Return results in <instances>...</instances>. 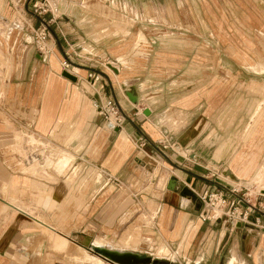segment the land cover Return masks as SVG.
<instances>
[{
  "label": "crops",
  "instance_id": "0c3cea01",
  "mask_svg": "<svg viewBox=\"0 0 264 264\" xmlns=\"http://www.w3.org/2000/svg\"><path fill=\"white\" fill-rule=\"evenodd\" d=\"M199 1L0 0V112L12 122L0 120V264H120L106 249L264 264V202L241 204L243 220L204 219L202 200L222 189L242 201L264 181V15L250 9L245 31ZM43 26L48 53L33 44ZM110 99L118 126L102 114ZM37 146L58 158L7 154ZM13 155L49 180L16 173Z\"/></svg>",
  "mask_w": 264,
  "mask_h": 264
},
{
  "label": "rangeland",
  "instance_id": "374dc122",
  "mask_svg": "<svg viewBox=\"0 0 264 264\" xmlns=\"http://www.w3.org/2000/svg\"><path fill=\"white\" fill-rule=\"evenodd\" d=\"M209 1H211L214 6H218L219 9L222 11V14L223 15H228L230 19H231V16L232 17H234V16L238 17L239 16L238 18L240 20L239 21L240 24L239 23L238 24L241 27V29L245 30V31H247V27H248V23L246 22V20H247L246 18H247V15L250 12V9H253L256 12V16L264 15V0H209ZM39 6H42V8H45V9H49V6H44L41 3H39ZM33 11L35 12V8L34 7H33ZM39 11H43V9H40ZM43 13L45 14L46 12H43ZM18 22L22 25V22L20 20H18ZM10 24L9 23L8 24L4 23L5 26L6 25H10ZM258 29L259 28L256 29V33H257V37H258L257 38V51L260 50V46H261L262 47V49H261L262 55L260 54V51H259V54L261 55L262 58H264L263 37L261 39V37L259 36ZM33 44L36 46V49L38 50L36 38L34 39ZM47 47H49V46L47 45ZM65 60L70 62V64H71L70 67H69V70H68V72H70V73H71V70L75 66L80 67L77 64L73 63L71 60H67V59L62 60V63ZM259 64H260V66H258ZM258 65H257L258 70L262 71L264 69V61H261L260 63H258ZM1 67H5V65L1 64ZM12 72L13 71H10V72L7 71L3 75L4 78H7L6 76L10 75ZM5 93H6L5 86L3 85L0 88V96L4 97ZM2 100L0 101V106L2 105ZM16 114L18 115V113H16ZM0 120L3 123H9V122H10V124L12 123L10 118L8 116H6L5 114L1 113V112H0ZM112 120H114V119H112ZM14 138H15V141L17 142V140L20 139V136L19 135H15ZM37 144H39V143H37ZM46 147L47 146H45L44 149H42V150L39 149L38 146L35 147L36 149L35 148L30 149V147L27 148V149H23V148L22 149H17V147L9 148L7 150V154L9 155V154H14V153L17 152L20 156H22V158H25L30 153H33V155L35 157H37L39 159V161L42 162V163L45 162L47 159H51V161H53V160L55 161L58 158V152H57L58 150H57V148H53V146L50 147V148H46ZM9 161L11 163V167L13 168V170L16 173H22V174H25V175H31V177L33 176L35 179H48V178H44L40 174L30 173L26 168H24L25 167L24 165L27 164V163H24V161H22L18 157L15 158L14 155H13V158H11ZM12 165H15V167L12 166ZM27 165L29 166L30 164H27ZM51 166H53V165H51ZM52 168H54V166ZM69 168H70V165L68 164L67 167H66V170L67 169L69 170ZM37 171H39V169H37ZM261 173L259 174V177H257L255 179L254 183L252 184L254 186H252L250 189H245L244 188L243 190L238 192L240 197H241V199H242V201H244L246 203L245 204V203H243L241 201V204L245 205V207H247L248 205L249 206H253V207L259 206V203L264 201V190H263L264 181L260 177ZM50 181H55V180H50ZM255 203H256V205H255ZM222 212H223V210L222 211L220 210L219 212H216L215 214L219 215ZM104 241H106V240H104ZM66 250H67V248H66ZM79 253H81V252H79ZM144 256H146V254ZM162 256H166V258H171L172 259L174 254L167 252V253H165ZM163 264H165V263H163ZM171 264H178V263H171Z\"/></svg>",
  "mask_w": 264,
  "mask_h": 264
},
{
  "label": "built area",
  "instance_id": "2783aa9c",
  "mask_svg": "<svg viewBox=\"0 0 264 264\" xmlns=\"http://www.w3.org/2000/svg\"><path fill=\"white\" fill-rule=\"evenodd\" d=\"M34 8H35V12L39 14L47 11V9L42 8V6H39L38 3L34 5ZM40 9H43V11H39ZM35 38H36L38 50L41 53H48L49 48L47 47V42H46L48 38V31L45 26L43 28L36 30ZM70 65H71L70 62L65 60L63 62L64 70L68 71ZM89 77L92 78L94 84L101 81V74L98 72H95V71L89 72ZM104 87H105V84H102L101 88H104ZM101 110L106 120L113 121L114 124L117 126L120 125L124 121V116L121 110L119 109L118 105L113 99L108 100L105 103L104 108H102ZM202 200L205 203L206 208L208 209L206 213L203 215L204 219H207L209 217H213L217 219L220 216H223L224 214H226L227 210H228L227 211L228 215L235 217L238 220H243L245 217H247V211L245 212L240 211L241 200L238 198H229L227 196V193L222 189L206 191L202 195ZM217 210H221V211L223 210V212L219 215H216L215 213L217 212Z\"/></svg>",
  "mask_w": 264,
  "mask_h": 264
},
{
  "label": "water",
  "instance_id": "95a60500",
  "mask_svg": "<svg viewBox=\"0 0 264 264\" xmlns=\"http://www.w3.org/2000/svg\"><path fill=\"white\" fill-rule=\"evenodd\" d=\"M65 76H67L68 78L72 79V80H76L77 77L74 76L72 73L65 71L63 73ZM116 104L118 105L119 109L121 110L123 116H125V112L123 111V109L121 108L120 104L118 102H116ZM111 258L113 261L117 262V263H122V264H135V263H151L150 259H141L139 260V257L134 255V254H115V253H110ZM136 262H135V261Z\"/></svg>",
  "mask_w": 264,
  "mask_h": 264
},
{
  "label": "bare ground",
  "instance_id": "6f19581e",
  "mask_svg": "<svg viewBox=\"0 0 264 264\" xmlns=\"http://www.w3.org/2000/svg\"><path fill=\"white\" fill-rule=\"evenodd\" d=\"M220 210H217V212H219ZM98 244V243H97ZM100 245V244H99ZM106 250H108L109 252H112V253H115V254H126V253H132V254H136L135 252H131V251H124V252H122V251H119V250H110V249H106ZM138 250H141V249H139L138 248ZM120 264H122V263H120ZM138 264H149V263H138Z\"/></svg>",
  "mask_w": 264,
  "mask_h": 264
},
{
  "label": "trees",
  "instance_id": "16d2710c",
  "mask_svg": "<svg viewBox=\"0 0 264 264\" xmlns=\"http://www.w3.org/2000/svg\"><path fill=\"white\" fill-rule=\"evenodd\" d=\"M97 251H101L100 249H97ZM102 252V251H101Z\"/></svg>",
  "mask_w": 264,
  "mask_h": 264
}]
</instances>
